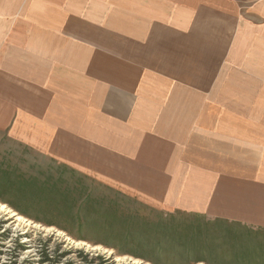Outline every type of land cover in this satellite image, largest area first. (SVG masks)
Returning a JSON list of instances; mask_svg holds the SVG:
<instances>
[{
	"label": "crops",
	"instance_id": "1",
	"mask_svg": "<svg viewBox=\"0 0 264 264\" xmlns=\"http://www.w3.org/2000/svg\"><path fill=\"white\" fill-rule=\"evenodd\" d=\"M171 3L0 0V129L165 208L264 224V33Z\"/></svg>",
	"mask_w": 264,
	"mask_h": 264
},
{
	"label": "rangeland",
	"instance_id": "2",
	"mask_svg": "<svg viewBox=\"0 0 264 264\" xmlns=\"http://www.w3.org/2000/svg\"><path fill=\"white\" fill-rule=\"evenodd\" d=\"M208 2L264 33V0ZM59 150L0 129V264H264L263 223L165 208Z\"/></svg>",
	"mask_w": 264,
	"mask_h": 264
}]
</instances>
